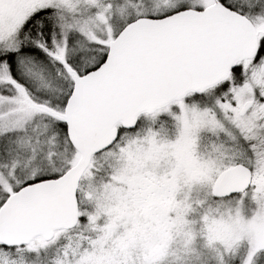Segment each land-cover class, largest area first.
Segmentation results:
<instances>
[{
	"label": "snow or ice",
	"instance_id": "1",
	"mask_svg": "<svg viewBox=\"0 0 264 264\" xmlns=\"http://www.w3.org/2000/svg\"><path fill=\"white\" fill-rule=\"evenodd\" d=\"M0 264H264V0H0Z\"/></svg>",
	"mask_w": 264,
	"mask_h": 264
}]
</instances>
